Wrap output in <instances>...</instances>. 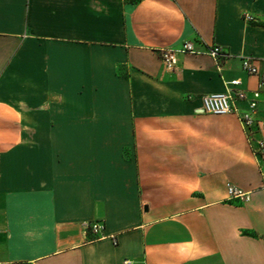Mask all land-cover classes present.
<instances>
[{
	"label": "crops",
	"instance_id": "obj_1",
	"mask_svg": "<svg viewBox=\"0 0 264 264\" xmlns=\"http://www.w3.org/2000/svg\"><path fill=\"white\" fill-rule=\"evenodd\" d=\"M187 41L230 57L167 70L158 50ZM243 58L264 72V0H0V264H264ZM228 90L235 113L203 112Z\"/></svg>",
	"mask_w": 264,
	"mask_h": 264
},
{
	"label": "built area",
	"instance_id": "obj_2",
	"mask_svg": "<svg viewBox=\"0 0 264 264\" xmlns=\"http://www.w3.org/2000/svg\"><path fill=\"white\" fill-rule=\"evenodd\" d=\"M244 20L247 22L258 23L259 21L252 15L245 14ZM159 56L165 67L169 71H173L176 68L178 55H200L207 54L216 61H224L230 57V53L220 45H214L207 48L205 51L197 49L194 42H184L181 47L177 49L171 48H162L158 50ZM243 69L259 79V84L261 87L264 86V72H261L260 69L256 66L254 61L251 58L242 59ZM232 85H238L239 81H232ZM246 98V93L242 90H228L222 93H213L203 96L202 98V110L204 113L213 114V115H226L235 113L236 103L238 101L244 100ZM250 110L248 112L242 113L239 117V120L243 126V130L247 138L251 142H255L254 153L260 159H264V141L259 139L255 140V135L259 130L264 131V122L259 121L255 118L257 102L250 101L249 103ZM264 177V171L262 172ZM264 187V186H263ZM227 191L229 196L232 199H237L241 201L249 200V193H245L242 190L234 187L231 184H227ZM85 229L89 230L97 238L103 239L106 236L103 234L105 226L102 222H92L85 223ZM113 243L117 245V241L112 237ZM124 264H131L130 261H125Z\"/></svg>",
	"mask_w": 264,
	"mask_h": 264
}]
</instances>
